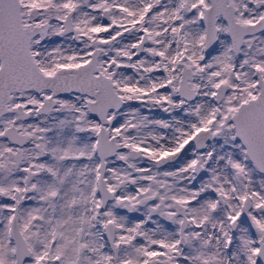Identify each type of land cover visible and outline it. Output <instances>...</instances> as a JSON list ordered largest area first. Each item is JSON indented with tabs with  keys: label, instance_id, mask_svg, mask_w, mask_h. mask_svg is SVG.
<instances>
[{
	"label": "snow or ice",
	"instance_id": "snow-or-ice-1",
	"mask_svg": "<svg viewBox=\"0 0 264 264\" xmlns=\"http://www.w3.org/2000/svg\"><path fill=\"white\" fill-rule=\"evenodd\" d=\"M0 264H264V0H0Z\"/></svg>",
	"mask_w": 264,
	"mask_h": 264
}]
</instances>
